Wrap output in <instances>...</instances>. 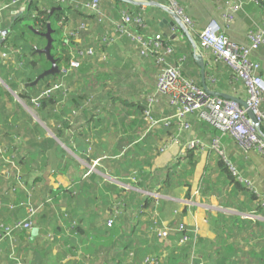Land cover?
<instances>
[{
  "label": "crops",
  "instance_id": "crops-1",
  "mask_svg": "<svg viewBox=\"0 0 264 264\" xmlns=\"http://www.w3.org/2000/svg\"><path fill=\"white\" fill-rule=\"evenodd\" d=\"M157 1L146 5L148 34H163L176 49L172 60L179 62L177 60L181 58L188 64V75H196L195 72L200 70L201 76V68L195 60L194 42L183 29L181 32L174 29L173 15L159 6L169 5L170 0ZM226 1L242 3V9L237 13L233 23L227 22L224 18ZM238 1L178 0L191 15L194 21V35H198V39L199 33L215 19L220 22L232 40L248 43L249 30L261 25L264 15L253 0ZM101 3L106 13L107 25L97 24L91 13L78 17L72 13L75 24L87 21L88 29L82 32L79 38L81 41H75L71 47L74 48L72 49L74 53L75 48L95 46V55L87 57L81 68L84 65V69H89L87 72L94 70L103 75L112 73V79L99 83L92 93L86 90L87 95L93 94L92 97L95 96L97 99L94 94L96 90L102 93L104 88L109 89L111 86L113 94L109 91L106 96L100 97L108 112L94 115L95 118H91L90 122L89 116L88 119L76 120L68 128L65 124L63 129L68 130L64 131L62 138L56 139L59 149H62L66 156L64 172L50 174L48 169L43 168L45 156L38 158L41 164L38 168L31 160L32 156L38 154L34 150L29 155L24 154L23 159L15 158L19 161L17 163L20 167V176L27 175L28 168H33L35 173L32 179L41 177L36 188L39 190L35 191L34 195L36 200L42 196L40 190L47 189L49 195L59 186L70 190L73 198L70 200L68 195L70 193H65V198L61 197L64 200L52 199L48 202L49 205L35 219L33 229L27 231L30 233L28 236L19 239L20 236H16L18 235L16 233L13 239H10L12 248H8L6 242L4 245L0 243V260L9 258V261L7 260L9 264H14L9 255L11 251H15L26 264H137L136 260H139V264H144L143 260L148 255L159 259L161 257L159 264H264V208L257 205L254 194L245 186L239 188L230 181L218 165L219 160L224 161L223 157L212 148L198 147L196 150L198 163L196 166H190L188 151L192 148L186 147V141L198 138L211 145L212 139L220 134V131L201 121L194 124L192 131L184 132L180 136L176 125L149 131L142 128L144 126H141L139 121L142 118L134 104L142 103L144 95L154 89L159 67L152 59L142 56L139 47L126 37L110 44L102 43L104 34L112 35L116 31L115 21L120 18V9H133L140 5L125 1L126 5L120 7L114 0H101ZM24 4L14 5L0 16V31L10 27L23 13L26 9V6L23 8ZM178 29L180 30L179 27ZM192 49L194 57L191 54ZM252 57L261 62L260 73L264 77V48L253 53ZM205 62L208 70L215 72V83L221 87L222 92L245 99L241 83L224 71V65H212L206 59ZM79 68L71 69L69 75L62 77L61 84L71 89L69 99L76 95L72 91L76 89L78 83L81 84L80 80L86 73L82 72L80 79ZM7 73L10 74L9 70L0 62V75L5 76ZM0 77L2 78L0 80L7 82ZM2 83L0 81V100L4 101L5 106L0 108V135L1 146L5 149H1L0 173L8 168L3 159V151L6 152L7 149L6 143L14 141L8 133L9 129H35L32 123L39 126L29 110L18 107V94L13 93L12 97L15 100L12 99L6 93L9 88H5ZM68 96H62L61 100H69ZM11 105L14 110L9 108ZM68 110L70 116L72 109ZM157 113L160 115L171 113L166 98L159 101ZM41 128L36 129L37 138L54 135V132L50 134ZM78 131L79 136L85 137L91 134L98 137L105 133V141L96 152L103 157L105 156L103 153H107L111 158H102L99 170L86 174L87 163L75 156L70 159L71 146L74 150L72 152H79L82 155L80 158L86 160L82 150H78L76 146L72 147L71 142L78 136L74 133L78 134ZM222 144L226 155L237 165L241 173L252 179L256 189L264 191V156L256 150H243L230 135L223 136ZM7 151L13 157L17 154V151H12L14 153L10 149ZM134 163L136 165H133ZM93 174L96 176L94 183L97 189L89 192L88 195L94 200L86 205L84 201H80L75 184L79 179ZM106 175L118 177L117 181L120 184L112 181L110 183L112 186L109 185L105 180ZM171 175L173 178L167 180ZM123 181L130 185L122 187ZM138 181L143 184L138 186ZM3 185L4 181L0 180V190ZM69 185L72 188H69ZM29 186L35 189L34 186ZM156 196L159 198L158 205L154 198ZM106 198L117 202L115 205L122 199L129 205L133 202L136 205L130 208L125 206L126 210L120 206L112 211L105 204ZM147 199H151L148 208L145 206ZM63 206L68 209L67 219L63 218L65 213L60 216L58 211L64 208ZM21 209L25 208L18 207L10 212L13 214ZM55 217L56 219H53ZM111 217L114 218V225L108 227L107 221ZM179 223H185L189 229L198 233L199 240L195 249L191 245L181 247L179 245L181 233L176 230H172L167 239H160L152 233L157 224L161 227L164 225L174 228ZM24 247H30L31 250L26 252Z\"/></svg>",
  "mask_w": 264,
  "mask_h": 264
},
{
  "label": "built area",
  "instance_id": "built-area-1",
  "mask_svg": "<svg viewBox=\"0 0 264 264\" xmlns=\"http://www.w3.org/2000/svg\"><path fill=\"white\" fill-rule=\"evenodd\" d=\"M59 1V0H58ZM82 5L88 13L96 16L101 23L106 19V13L102 8L101 0H85ZM140 5L146 7L152 3H157V0H139ZM22 3V0H0V16L10 10L12 6ZM180 5L178 0H170L169 5ZM162 5V6H169ZM161 6V4L159 5ZM181 6V5H180ZM226 11L224 18L230 23V20L237 14L241 8V3L227 1L224 5ZM173 11V10H172ZM174 12V11H173ZM145 13L139 12L133 14L128 9L120 11V18L115 21L116 31L112 35L104 34L102 40L105 43H112L126 37L134 42L138 47L140 54L144 57L152 59L159 68H161L158 76L155 89L146 98L147 104L145 106V119L149 122L150 128H171L173 125L178 127V136L187 131H192L194 125L189 121L191 114L197 115V120L207 122L213 126L214 129L220 131L212 140L211 145L198 138H191L186 141V147L196 148H212L224 161L228 164L229 170L236 177L237 181L243 183L244 186L255 196L261 198L257 201L258 205L264 207V191L256 189L252 180L246 178L237 168L235 164L226 155V151L222 144V138L225 135L232 136L245 151L256 150L264 156V136L261 132L264 126V77L260 71L262 64L260 61L253 59V53L260 51L264 48V20L261 25L252 28L248 32L249 42L239 43L232 40L223 30L222 25L217 20H212L200 33L195 52L202 54L204 60L212 65L222 64L230 68L237 80L241 81V86L245 91V99L249 108L253 111L257 122H255L238 101L228 99L222 96H215L210 94L199 85L195 78L189 77L183 72V65L180 62H174L172 56L175 54L176 49L170 41L160 33L145 34L137 32L135 27H146ZM180 18L187 24L184 28L187 29L189 34L194 37L193 28H189L190 24L193 25L191 19L183 15V8H180ZM88 29V22H82L78 27L72 28V35L79 36L80 31ZM192 30V31H191ZM8 35V28L0 31V44L4 42L5 37ZM2 36V37H1ZM76 52L72 53L73 60L69 69H65L66 75L70 74L71 69H77L81 66L82 60L87 57L95 55L96 50L92 47L85 49L75 48ZM4 57H7L6 51L2 52ZM215 68V67H212ZM50 91L44 92L47 95ZM40 95L33 99V104L38 106ZM162 98H166L171 113L168 115L155 116L156 106ZM178 136L176 138H178ZM1 140V139H0ZM4 152V161L8 164L10 161ZM11 162V161H10ZM13 168L17 169V176L20 173L18 164L13 163ZM8 169H4L7 173ZM158 197V196H156ZM22 206H27V217L22 220H14L7 225L0 223V241L6 238L13 239L16 233L20 231L32 230L35 225V219L42 211L44 206L35 205L25 200H18L16 203L10 204V209L13 210ZM158 213L156 212V215ZM108 227L114 225V218L111 217L107 221ZM172 230L181 233L179 245H191L193 249L196 248L199 237L198 233L189 229L185 223H179L176 227L173 226H160L156 225L152 233L160 239H167ZM10 258L14 264H26L22 258L11 251ZM160 259L156 257H147L144 264H159Z\"/></svg>",
  "mask_w": 264,
  "mask_h": 264
},
{
  "label": "trees",
  "instance_id": "trees-1",
  "mask_svg": "<svg viewBox=\"0 0 264 264\" xmlns=\"http://www.w3.org/2000/svg\"><path fill=\"white\" fill-rule=\"evenodd\" d=\"M234 1H238V0H234ZM114 2L116 4H120V7L121 5H126L125 1L123 2L122 0H114ZM253 2L257 7L260 8V10L263 12L264 15V0H253ZM22 3H25L26 9L23 11V13L20 16H18L16 20H14L11 23L10 27H7L8 35L5 37L4 42L0 44L1 65L4 68H7L8 70L13 72V76L10 77L8 73L5 74V76L1 75L9 84V89L6 90L7 95H9L12 99L15 100V98L12 97V92L16 91L20 99H24L32 105H34L32 102L33 99L41 95L42 97L39 99L40 101L39 105L36 108L37 115L42 120L45 121L46 120L48 121L49 119H58L59 122H63V124H67L66 128L70 127V125L68 124L69 119H65L69 115L67 113L69 111L68 110L69 108L72 109L70 115L73 116L72 119L74 120V123L76 122V120L79 121L81 119L84 120L85 118L88 119L89 116H90L89 119L90 122L91 118H95L93 117L94 115H102L103 113L108 112L107 108L104 105V102L101 103V101H97L95 99V96L91 97L92 100L94 101L96 100V101L90 110H87L86 107H82V104H80V100L88 96L86 90H90V92L92 93L94 89H96V86L99 83H104L103 81L107 82L106 77L108 75V74L103 75L101 74V72L97 73L94 70H92L91 72H87V70L89 69H84V65L81 68L83 61L85 62L86 58L82 60V64L78 69L79 70L78 72L80 73V79L82 77L81 73L82 72H86V73L83 75V78L80 80L81 84L78 83L76 89L72 91L76 95H73L74 96L73 98L65 101L66 107H64L65 105L64 103L63 104L60 103L62 101L61 97L68 96L69 92L71 91L70 87L67 88L65 85L61 84L63 79L62 77L65 78L67 76L64 70L70 68L71 62L73 60V56H72L73 47H71V45L75 43L74 39H77L79 36L82 35V32H84V31H80L78 37L71 34L72 28L78 27L83 22L82 21L81 23H78L76 25L71 15L73 12L74 14H76L77 17L88 15V11H86V9L81 5L82 2L79 3V0H59V1L58 0H22ZM224 5H226V3ZM122 9L123 8H121L120 10ZM147 9L148 7H143L142 5H140V6H136L133 9H128V11L133 14H137L139 12L145 13L144 14L145 20L146 23L148 24L149 22H148ZM94 17L96 18L95 15ZM96 21L100 23L97 18ZM49 27L51 28V36L53 39L51 54L57 59L61 73H57L54 75L52 74L47 75L44 78H41L38 82H36L38 76H40L44 71L48 70L52 65L51 61L47 58L46 54L39 52V49L45 48L48 44V39L45 36V33L48 31ZM147 28L148 27L146 26V27H135L134 29L137 32L148 34ZM102 43H104L103 40ZM93 47L96 50V47L95 46ZM3 51H6L8 53L7 57H4L2 55ZM191 54L193 56V49ZM205 67H206L205 70L206 82L208 86L212 90L221 91L220 89L221 87H218V85L213 80L216 77L215 72L212 70H208L206 62H205ZM158 70H159L158 72V76H159L161 68H158ZM224 71L229 73L231 78L241 83L239 79L237 80L235 74L230 68L225 66ZM197 82L199 85L203 86L201 81V76H200V80ZM48 90L50 92L47 93V95L43 94ZM153 90L148 92L147 95H144V101L142 103L138 102L134 104V106L136 105L137 111L142 118V120L141 119L139 120L140 124L141 126H144L142 128L147 129V131H149L152 128H150V124L145 119L144 116L146 111L145 106L147 104L146 98L153 92ZM154 114L155 116L157 115L161 116L160 114L157 113V106ZM196 118H197L196 114H191L189 116V121L192 122L193 125L199 123ZM53 130H54L53 136L47 135L46 133L47 136L43 135L42 138H37L36 129H31V128L9 129L8 133L10 137L13 138L14 141L12 143H6L7 157L11 161V162L8 161V168H9L8 172L0 173V180L4 181V185L0 190L1 223L7 225L9 223H12L14 220H17L16 214L15 213L12 214L10 212L11 210L10 204L16 203V201L18 200H25L35 205L44 206L42 210H44L45 207L49 205L47 203L50 202L52 199L64 200L61 197L65 198L64 196L65 193H70L68 195L70 200H72L73 198L71 196L72 192L68 189H64L61 186L54 188L52 193H49V195H47V193L49 192V191L47 192V189L44 188L40 190V195L42 194V196H40L41 198L39 197V200H36L34 195H35V191L38 192L39 190V189L36 190V188L38 186L37 182L40 181L41 177L38 176L35 179H32L35 173L33 168L31 169L28 168L27 175L17 176L16 175L17 169L12 167L13 163L18 164L17 163L18 160L16 161V159H23L25 157L24 154L29 155V153L34 150L37 151L38 154L32 156L31 160L34 162V165H36L38 168L41 167L40 160L38 158L40 156L43 157L45 156L44 159L45 165L43 166V168L48 169L50 174L57 175L61 172H64L66 167V163H65L66 156L64 154V151L62 149H59V145L56 139L62 138L64 131L65 130L67 131L68 129H53ZM261 132L263 133L264 136V126H262L261 128ZM34 135H36V137H34ZM74 135L79 136L80 131H78V134L74 133ZM0 139H1V135H0ZM13 144L15 145L13 146ZM9 149L11 150V152L17 151L16 156L13 157L12 155H10L9 152L7 151ZM197 149L198 147L189 149L188 151L190 152V156H189L190 166H196V164L198 163V157L196 155ZM232 163L235 164L234 162ZM218 165L219 167L222 168L225 175L230 179V181L235 186H238L239 188H244V184L237 181L236 177L229 170L228 164L225 161L219 160ZM173 175H171V177H168L167 180L173 178ZM27 177L31 180H29ZM95 179L96 176L95 174H93L90 175L89 177L79 179L75 184L76 188L78 189L80 201L81 202L84 201L86 205L88 204L89 201L94 200L93 198H90L88 194L89 192L97 189V186L94 183ZM137 184L138 186H141L143 182L138 181ZM29 185L34 186L35 189L33 187H30ZM54 190L57 191V193ZM254 197L256 198V202L261 200V198L255 195ZM154 198L157 199V200L155 199V201L156 204L158 205L159 198L158 197H154ZM105 201H106L105 202L106 206L110 207L111 208L110 210L112 211L117 207L119 208L120 206L121 208L126 210L125 206H128L130 208V206L136 205L135 202L129 205V203H127L125 199H122V201L118 205H115L117 202H114V200H111L110 198H106ZM150 201L151 199H147V202H145L146 203L145 206L147 208L150 207L151 205ZM58 205L60 204L58 203ZM258 206L261 207V205ZM43 219H45V217H43ZM53 219H56V217ZM45 220L47 221L48 219ZM17 234L18 235L16 236H20L19 239H22V237L28 236L30 233H27V231H20ZM5 240H6L5 242L8 243V248H12V245L10 243V238L8 237ZM24 248L26 252L31 250L30 247H24ZM147 257H153V255L146 256L143 260V263ZM135 263L139 264V260H136Z\"/></svg>",
  "mask_w": 264,
  "mask_h": 264
},
{
  "label": "rangeland",
  "instance_id": "rangeland-1",
  "mask_svg": "<svg viewBox=\"0 0 264 264\" xmlns=\"http://www.w3.org/2000/svg\"><path fill=\"white\" fill-rule=\"evenodd\" d=\"M83 0H79V3H81ZM136 1H139V0H136ZM84 4V2L83 3H81V5H83ZM181 5V6H180ZM180 5H177L176 3H174V5L172 6V5H169V6H166V7H168L169 9H171V10H173L174 11V13L180 18L181 17V15L179 14V11H180V8L182 7L183 8V15H186V16H188L190 19H191V21L193 22V25L192 24H190V26H189V28L191 29V28H193L194 27V21H193V19H192V17H191V15L186 11V8L180 3ZM242 9V8H241ZM226 11V8L224 7V12ZM237 14H235V16L232 18V20H230V23H233L235 20H236V16ZM180 20H181V22H182V24L184 23V25L186 26L187 24L183 21L184 19H182V18H180ZM97 24H100V25H107V23H106V20H104L103 22H101V23H97ZM184 25H183V27H184ZM6 29V28H5ZM174 29H176L177 31H179V32H181L182 31V28L180 27V30L178 29V28H176V26L174 25ZM192 31V30H191ZM2 37V36H1ZM81 36H79L77 39H74V42L75 41H81L79 38H80ZM194 43L197 45V43L199 42L198 41V35H194ZM184 40L186 41V38H184ZM194 48H196V46H194ZM73 50H74V48H72ZM194 52H195V49H194ZM196 53V52H195ZM176 60V59H175ZM180 60H181V62H180ZM177 61H179L182 65H183V69H185L184 70V73L185 74H187L188 73V64H187V62H185V61H183L181 58L179 59V60H177ZM175 62V61H174ZM9 72H10V76H13V72L12 71H10L9 70ZM190 74V73H189ZM195 74L196 75H192V76H194L195 77V79H196V81H199L200 80V70H197L196 72H195ZM188 75V74H187ZM1 76V75H0ZM190 76V75H189ZM191 76V77H192ZM0 79H2L1 77H0ZM106 79L107 80H111L112 79V73H109L108 75H107V77H106ZM215 80V79H214ZM1 82H3L2 84L4 85V87L5 88H9V84H8V82H4V81H2V80H0ZM25 82V81H24ZM215 82H216V80H215ZM23 83V82H22ZM198 83V82H197ZM25 84V83H24ZM109 89H103L102 90V93H100V91L99 90H96V92L94 93L95 95H96V100L97 101H100V97L101 96H106L108 93H109V91L113 94V90H112V88H111V86H109L108 87ZM111 89V90H110ZM49 91V90H48ZM14 93V95H17V93H16V91H13L12 92V94ZM100 93V94H99ZM92 95L91 94H88V96L87 97H85V99H83V100H81L80 101V104H82V107H86V109L87 110H90L92 107H93V105H94V100H92ZM68 99H69V96H68ZM3 100H4V98H3ZM17 100L19 101L18 102V107L19 108H21V109H24V110H29L31 113H32V115H33V117L37 120V122H38V124H39V126H36L34 123H32V127H34L35 129H39V127L41 128H43V129H46L47 131H48V133H50V134H53V129H63V128H65V124H63V122H59V120L58 119H52V120H49V121H45V120H42L38 115H37V113H36V108H37V106L36 105H31L30 103H28L26 100H24V99H20L18 96H17ZM60 103H64L65 104V101L62 99V101L60 102ZM61 104V105H62ZM2 106H5L4 105V101H2V99L0 100V108H2ZM27 107V108H25V107ZM32 106V107H31ZM9 108L10 109H12V110H14L13 108H12V105L11 106H9ZM116 109H118V108H116ZM73 118V116L72 115H70V116H68V117H66L65 119H69V122H68V124H70V126L74 123V120L72 119ZM205 124L207 123V122H204ZM208 124V123H207ZM105 125H106V123H105ZM209 125V124H208ZM101 127L103 128V126L101 125ZM209 127H213V126H211V125H209ZM41 128V129H42ZM105 141V133H102L101 135H99L98 137L97 136H95V135H89V136H87V137H85V136H77V137H75L74 138V141H72L71 143H72V147H75L76 146V148L78 149V150H82L83 152H84V154H85V158H86V160H83V159H81L80 158V156H82L81 154H79V152H77V151H75V153L74 152H72V151H74L72 148H71V146L69 147V151L70 152H72V153H70L69 152V154H71V158L70 159H73V157L75 156V157H77V158H79L82 162H84V163H87V165H88V167H86V174H88V173H91L92 171H97V170H99L98 169V167H100V165H101V160H102V158H104V157H106V158H111V156L109 157V155L107 154V153H103L105 156L103 157L102 155H98L97 154V152H96V150H98L99 149V147H100V145L103 143ZM61 144H63L62 143V141H59ZM1 149H5V148H3V146H1V140H0V158H1V156H2V152H1ZM77 153V154H76ZM113 157H117L118 158V156H113ZM133 165H136L135 163L133 164ZM117 167H119V166H117ZM121 169H123V167H121ZM132 170H137V168H132ZM243 174V173H242ZM244 175V174H243ZM245 176V175H244ZM73 177V176H72ZM246 177V176H245ZM246 178H248L249 180H252L251 178H249V177H246ZM117 179H118V177H116V176H114V175H106V177H105V180H106V183H108L109 185H111L112 186V184H110L112 181L113 182H117L118 184H120V182H118L117 181ZM126 184V185H125ZM115 186H116V184H114ZM127 185H130L128 182H125V181H123V183L121 184V186L122 187H127ZM69 188H72L71 187V185H69ZM20 207H22V206H20ZM64 208H61L60 210H58L59 211V214H60V216L62 215V214H64L63 215V218H65V219H67V217H66V214H68L69 215V213H68V209L65 207V206H63ZM25 209H27V206H25L24 207ZM25 209H21V210H18V211H16L15 212V214H16V216H17V219L18 220H22V219H25L26 217H27V213H26V211H25ZM73 219H75V218H73ZM75 220H77V218L75 219ZM75 221H73V223H74ZM0 223H1V221H0ZM75 224V223H74ZM0 226H1V224H0ZM2 227H0V229H1ZM6 240H2V241H0V243L2 244V245H4ZM1 251V250H0ZM1 257V256H0ZM161 257H160V261H159V263H161ZM7 260L9 261V258H7ZM6 259H2V260H0V264H4V263H7V264H9V262L7 261ZM205 264V263H204Z\"/></svg>",
  "mask_w": 264,
  "mask_h": 264
},
{
  "label": "water",
  "instance_id": "water-1",
  "mask_svg": "<svg viewBox=\"0 0 264 264\" xmlns=\"http://www.w3.org/2000/svg\"><path fill=\"white\" fill-rule=\"evenodd\" d=\"M123 1H126V2H130V3H134V4H139L140 5V2L139 1H136V0H123ZM153 4V3H152ZM160 5V4H159ZM26 5L24 4L23 5V8L25 7ZM161 7L166 10L167 12H169L170 14L173 15L174 17V22L173 24H175V26L178 28H182L190 37V39H192V41L194 42V39L193 37L189 34V32L187 31V29H185L183 27V24L180 20V18L171 10L169 9L168 7L166 6H162ZM45 36L47 37L48 39V44L45 48L43 49H39V52L40 53H45L47 58L51 61L52 65L51 67L44 71L40 76H38L36 82H38L41 78H44L45 76L47 75H54V74H57V73H61V70L59 68V65H58V62H57V59L51 54V48H52V42H53V39H52V36H51V28L49 27L48 31L45 33ZM194 45L196 46V44L194 43ZM195 60L197 62V64H199L200 68H201V81H202V85L204 87V89L206 91H208L210 94L212 95H215V96H222V97H225V98H228V99H232V100H235V101H238L245 109H247V112L248 114L250 115V117L255 121L257 122L256 120V117L255 115L253 114V111L249 108L248 106V103L246 100L244 99H241L237 96H234V95H231L229 93H225V92H222V91H216V90H212L207 82H206V74H205V60L203 58V55L200 54V53H195ZM34 84V83H33Z\"/></svg>",
  "mask_w": 264,
  "mask_h": 264
}]
</instances>
